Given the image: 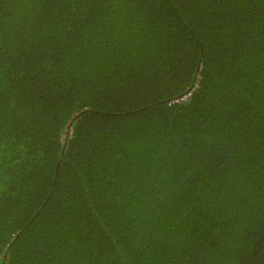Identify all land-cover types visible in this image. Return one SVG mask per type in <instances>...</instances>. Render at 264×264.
Masks as SVG:
<instances>
[{"label": "trees", "instance_id": "obj_1", "mask_svg": "<svg viewBox=\"0 0 264 264\" xmlns=\"http://www.w3.org/2000/svg\"><path fill=\"white\" fill-rule=\"evenodd\" d=\"M0 264H264V0H0Z\"/></svg>", "mask_w": 264, "mask_h": 264}]
</instances>
